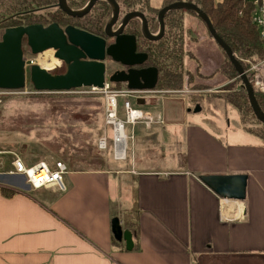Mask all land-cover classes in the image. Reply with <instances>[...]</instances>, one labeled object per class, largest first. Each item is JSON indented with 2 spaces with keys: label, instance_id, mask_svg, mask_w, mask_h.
<instances>
[{
  "label": "crops",
  "instance_id": "crops-1",
  "mask_svg": "<svg viewBox=\"0 0 264 264\" xmlns=\"http://www.w3.org/2000/svg\"><path fill=\"white\" fill-rule=\"evenodd\" d=\"M130 104L159 121L125 126L124 159L109 151L104 167L68 169L62 191L0 173V264H264V142L181 106ZM237 175L241 200L208 180ZM114 217L129 249L113 237Z\"/></svg>",
  "mask_w": 264,
  "mask_h": 264
},
{
  "label": "rangeland",
  "instance_id": "rangeland-1",
  "mask_svg": "<svg viewBox=\"0 0 264 264\" xmlns=\"http://www.w3.org/2000/svg\"><path fill=\"white\" fill-rule=\"evenodd\" d=\"M174 1L181 0H149V4L159 9L160 6L165 7ZM130 3L129 7L119 3L120 14L111 31L119 27L124 12L140 7L141 0H130ZM259 17L258 10L253 16L257 25ZM153 29L152 27V31ZM152 31L149 33L156 35L159 28ZM176 34L178 36L174 43V55L177 54L175 52H178V46L181 44V57L177 56V58L181 61L180 68L186 73L181 81L182 86L171 89L160 88L164 92H147L143 96L146 99L132 96L128 100L139 105L165 102L173 105L174 109L179 106L184 107L183 111L187 117L198 119L212 115L216 120L261 132L264 124L262 125L255 118L247 100H244L241 109L234 106L244 96L241 81L238 76L223 72L220 74L217 70L226 60L221 49L208 34L202 20L187 12L181 13V30ZM179 36L181 39L178 38ZM21 50L24 61V87L19 90H0V151L5 152L0 154V173L9 168L11 153L17 155L26 165L36 161H44L52 165L59 160L68 169L104 167L108 163L107 158L110 159L109 148L103 152L96 149V140L103 132L101 96L89 92V88H74L60 92L33 90L29 81V66L38 65V55L30 52L25 40L21 43ZM51 52L53 55V51ZM167 57L165 62L167 68L175 70L176 65L171 64L174 60L173 54ZM56 60L58 66L49 72L63 73L65 65L60 60ZM260 60L255 62L245 60L248 64L247 71L250 72L251 84L252 71L249 67ZM104 65L105 80L109 82L108 77L116 66L108 59H104ZM214 70L217 72L211 74ZM111 83L109 82V86L112 87ZM121 87L116 86V88ZM172 90L179 92L173 93ZM176 95L177 98H171ZM118 101L120 102L121 98Z\"/></svg>",
  "mask_w": 264,
  "mask_h": 264
},
{
  "label": "water",
  "instance_id": "water-1",
  "mask_svg": "<svg viewBox=\"0 0 264 264\" xmlns=\"http://www.w3.org/2000/svg\"><path fill=\"white\" fill-rule=\"evenodd\" d=\"M95 0H88L79 10H71L64 4V0H57V5L66 14L80 16L88 11ZM111 6L110 19L105 25L104 33L114 36V43L105 45L104 38L91 34L85 30L66 25L60 27L52 22L46 26L41 24H28L6 27L0 35V90H19L24 87V61L21 43L25 40L32 54L52 49L53 57L65 65L63 73H51L36 64L29 66V81L33 90L39 92H60L79 87L93 86L101 88L105 80V57L120 61L125 65L140 64L144 58L143 53H135L134 38L127 34H121L126 21L138 16L142 21L143 36L149 40H156L162 35V16L165 11L183 8L194 12L204 23L205 28L227 56L237 75L241 85L247 94L248 103L255 118L264 124V114L260 111L254 98L252 89L245 72L234 58L229 47L214 33L211 24L193 4L186 1H174L161 8L157 13L159 31L151 35L145 24V19L139 11L127 12L119 27L111 31V25L118 13V6L114 0H105ZM156 69L154 67L128 69L127 71H115L109 77V82L125 83L127 89L150 90L156 81ZM198 110V108H195ZM213 192L221 197L241 200L245 183L244 175L224 176L208 178ZM111 232L116 240L123 239L126 249L131 246L130 232L121 230L116 217L111 219Z\"/></svg>",
  "mask_w": 264,
  "mask_h": 264
},
{
  "label": "trees",
  "instance_id": "trees-1",
  "mask_svg": "<svg viewBox=\"0 0 264 264\" xmlns=\"http://www.w3.org/2000/svg\"><path fill=\"white\" fill-rule=\"evenodd\" d=\"M88 0H64L65 6L71 10L81 9ZM118 6L119 3L129 7L130 0H114ZM193 4L198 8L209 20L214 33L229 47L234 58L238 61L240 67L245 72L247 80H250V72L247 71L248 64L245 60L255 62L264 58V31L261 33L260 28L253 20V16L261 6L260 0H183ZM263 20H264V2H263ZM136 9V8H135ZM131 8V10H135ZM138 10L146 23L151 22L152 27L156 29L154 23V14L156 9L149 5V0H141ZM111 6L105 0H95L87 12L80 16H71L66 14L57 5V0H0V30L6 27L41 24L46 26L52 22L57 23L60 27L66 25L75 26L94 35H104V28L111 16ZM187 12L195 15L194 12L176 8L170 9L162 16L164 25L163 34L156 40L148 41L150 48L148 51L149 57L154 61V64L159 67L162 76L159 77L156 83V88H173L181 85V76L178 73L180 68L181 44L178 46V52L174 55V43L178 36L176 33L181 30V13ZM200 19V18H199ZM203 22V21H202ZM154 25V26H153ZM146 28L147 24H146ZM153 29V30H154ZM125 31L133 37L146 40L141 32V25L136 18H130L125 24ZM181 39V36L178 37ZM222 51V50H221ZM223 52V51H222ZM174 60L171 64L176 65L175 70H169L166 67L165 60L167 55H172ZM225 57V63L222 67H218L223 74L238 76L232 64ZM177 59V60H176ZM176 60V62H174ZM165 64V65H164ZM165 66L164 68L162 67ZM239 78V76H238ZM240 80V78H239ZM250 83V81H249ZM112 87L116 88L114 84ZM251 85V83H250ZM243 88V86L241 85ZM243 98L237 101L234 106L241 109L244 100L248 98L243 88ZM254 98L260 111L264 114V92H253ZM236 100V99H235ZM243 100V101H242ZM249 105V103H248ZM250 108V105H249ZM251 110V108H250ZM252 112V111H251ZM263 125V124H262ZM264 127V126H263ZM249 129V128H248ZM261 132L253 131L264 142V128Z\"/></svg>",
  "mask_w": 264,
  "mask_h": 264
},
{
  "label": "built area",
  "instance_id": "built-area-1",
  "mask_svg": "<svg viewBox=\"0 0 264 264\" xmlns=\"http://www.w3.org/2000/svg\"><path fill=\"white\" fill-rule=\"evenodd\" d=\"M260 1L261 6L259 8L260 17L258 19V27L262 33L264 31L262 7L264 0ZM249 70L252 71V89L254 91L258 90L264 92V58L254 64H251ZM79 88H89V92L99 94L102 98L103 132L96 140V149L103 151L109 148L111 156L114 159L118 160L125 158L127 140L132 138L130 134L127 135L125 133V126L127 124L133 125L136 122L150 123L159 121L158 118H153L152 114L133 108L128 98L132 96L142 97L147 92H164L163 90H136L127 89L125 86L121 88H114L109 86V82L106 80H104L101 88L93 86ZM171 92L176 93L179 91L172 90ZM119 98H121L120 107L122 110V117L118 114ZM2 153L5 152L0 151V154ZM11 155L12 159L10 161V167L4 171L5 174L21 176L30 189H37L41 187L53 188L58 191H62L64 189L62 176L67 172L68 168L62 161L57 160L53 162L52 165H49L44 161H36L26 165L17 155L13 153H11Z\"/></svg>",
  "mask_w": 264,
  "mask_h": 264
},
{
  "label": "flooded vegetation",
  "instance_id": "flooded-vegetation-1",
  "mask_svg": "<svg viewBox=\"0 0 264 264\" xmlns=\"http://www.w3.org/2000/svg\"><path fill=\"white\" fill-rule=\"evenodd\" d=\"M161 7H163V5L161 6ZM160 7V8H161ZM159 8V9H160ZM159 9L157 10L156 9V11H155V14H154V24L157 26L156 27V29H154V31H156L157 30V28H159V24H158V20H157V13H158V11H159ZM131 11H138V10H129V11H127V12H131ZM127 12H124L123 14H122V18H121V20H120V23L122 22V19H123V17H124V15L127 13ZM166 12V11H165ZM165 12H164V14H165ZM119 14H120V10H118V13H117V16H116V18H115V21L112 23V25L116 22V20L118 19V16H119ZM131 18H139V17H131ZM130 19V18H129ZM128 19V20H129ZM127 20V21H128ZM127 21H126V23H127ZM120 23H119V25H120ZM125 23V24H126ZM139 23H140V25H141V32H142V21H141V19L139 18ZM145 24H147V27H148V32L149 31H152L151 30V22L150 23H146V21H145ZM112 25H111V27H112ZM73 27H75V26H73ZM118 28V27H117ZM124 28H125V25L123 26V28H122V30L120 31V33L121 34H127V35H130L129 33H127V31H125L124 30ZM111 29V28H110ZM163 29H164V25H163ZM116 29H114V30H112V31H115ZM154 31H152V32H154ZM143 34V33H142ZM162 34H163V31H162ZM1 35V34H0ZM99 36V35H98ZM131 36V35H130ZM162 36V35H161ZM160 36V37H161ZM100 37H102V38H104V41H105V45L107 46V45H109V44H112V43H114V40H115V37L114 36H107V35H105V33H104V35H100ZM131 37H133V36H131ZM134 38V41H135V49H134V52L135 53H143L145 56H144V58H143V60H142V62L140 63V64H137V65H125V64H123V63H121L120 61H115V60H111L109 57H105V59H108V60H111L112 61V63L116 66V68L114 69V72L115 71H127L128 69H130V68H134V69H138V68H146V67H154L155 69H156V81H155V85H154V87L156 86V83L158 82V80H159V77L160 76H162V73H161V71H160V69H159V67H157L155 64H154V61L149 57V55H148V51H149V48H150V43L148 42V41H150L149 39H147V38H145L146 40H142V39H140V38H135V37H133ZM108 40H110L109 42H108ZM165 62H166V60H165ZM181 62V61H180ZM166 67H168V65H166ZM181 69V68H180ZM178 70V69H177ZM177 70H175V73H177ZM181 71V70H180ZM114 84V86H125V83H121V82H114L113 83Z\"/></svg>",
  "mask_w": 264,
  "mask_h": 264
},
{
  "label": "bare ground",
  "instance_id": "bare-ground-1",
  "mask_svg": "<svg viewBox=\"0 0 264 264\" xmlns=\"http://www.w3.org/2000/svg\"><path fill=\"white\" fill-rule=\"evenodd\" d=\"M51 49H46L42 52L37 53L38 61L37 64L39 67L43 68L46 71L51 70L52 68L58 66V61L53 58Z\"/></svg>",
  "mask_w": 264,
  "mask_h": 264
}]
</instances>
